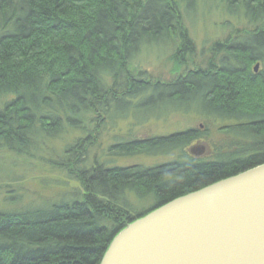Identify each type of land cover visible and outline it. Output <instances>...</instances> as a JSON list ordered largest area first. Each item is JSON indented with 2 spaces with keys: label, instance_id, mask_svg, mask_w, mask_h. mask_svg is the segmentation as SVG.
Listing matches in <instances>:
<instances>
[{
  "label": "trees",
  "instance_id": "16d2710c",
  "mask_svg": "<svg viewBox=\"0 0 264 264\" xmlns=\"http://www.w3.org/2000/svg\"><path fill=\"white\" fill-rule=\"evenodd\" d=\"M201 3L230 29L204 63L184 24ZM156 43L173 49L171 79L135 65ZM164 97L190 98L203 125L216 124L206 156L187 149L209 136L195 127L106 147L108 157L171 156L165 162L98 159L99 133L127 116L114 107L147 109ZM69 131L79 134L60 152L48 144ZM17 158L41 160L76 186L44 203L5 199L0 264H98L132 219L264 163V0H0V186L14 180Z\"/></svg>",
  "mask_w": 264,
  "mask_h": 264
},
{
  "label": "water",
  "instance_id": "95a60500",
  "mask_svg": "<svg viewBox=\"0 0 264 264\" xmlns=\"http://www.w3.org/2000/svg\"><path fill=\"white\" fill-rule=\"evenodd\" d=\"M98 264H264V163L132 219Z\"/></svg>",
  "mask_w": 264,
  "mask_h": 264
},
{
  "label": "rangeland",
  "instance_id": "374dc122",
  "mask_svg": "<svg viewBox=\"0 0 264 264\" xmlns=\"http://www.w3.org/2000/svg\"><path fill=\"white\" fill-rule=\"evenodd\" d=\"M226 20L227 18H225L221 12L217 10L214 11V9L208 11L207 8H203L202 3L196 8L195 15L191 16L188 20L184 19V24L188 29V36L194 44V58L199 60V62L204 63L210 54V49L212 48L211 44L217 40L224 39L230 31L224 24ZM172 51V48H166L159 43L145 46V48L137 54L135 65L138 68L146 70L148 74L155 77L171 79L174 77V72L171 71L172 62L170 59L172 58L169 57ZM162 101L166 103L162 104ZM179 103L180 104H170L167 98L164 97L158 98L156 105L147 109H134L132 107L119 105L114 107L112 112L113 115L118 116L123 114L127 116L125 117L126 119H120L117 120L116 123L107 124L99 133L98 147L96 149L98 159L104 160L110 158L113 160L112 163L117 165L135 163L152 165L165 162L169 160L171 156L156 157L133 155L125 157H108L106 154V147L119 138L127 136V134H131L130 137L143 138L147 137V135H165L178 130L195 127L203 131L208 129L207 132L209 136L207 135L204 139L193 141L187 149L190 152L192 146L202 145L204 147L202 154L192 155L206 156L208 154V144L213 143L214 140L218 138L216 134V124L211 125V123L207 121V125H203L205 121L195 112L194 108H197L195 105L196 103L191 102L190 98L186 100V97H183ZM188 104L189 107L187 106ZM77 134L79 133L69 131L66 136L63 135L62 139L51 140L48 144L52 146L55 151L60 152L63 140L73 138ZM15 160V163L10 169L12 170L11 178L14 180L6 181V178H1V180H3L1 183H4V185L0 186V207H9L11 205L7 202L8 200L6 201L5 199L9 198L12 194L18 195L16 197H19L16 205L26 206L42 201L43 203L49 202L54 196L62 195L67 187L76 186L74 182L66 183L61 172L56 169L55 171L41 160L34 158L30 160L17 158ZM147 205H150V202L138 203V207H146Z\"/></svg>",
  "mask_w": 264,
  "mask_h": 264
}]
</instances>
